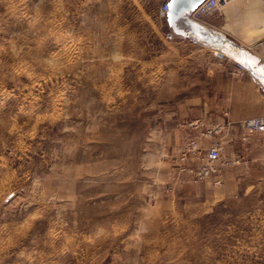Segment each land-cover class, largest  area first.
I'll list each match as a JSON object with an SVG mask.
<instances>
[{"label":"rangeland","instance_id":"374dc122","mask_svg":"<svg viewBox=\"0 0 264 264\" xmlns=\"http://www.w3.org/2000/svg\"><path fill=\"white\" fill-rule=\"evenodd\" d=\"M162 1L0 0V264H264V132L241 127L264 116L263 5L204 16L200 43Z\"/></svg>","mask_w":264,"mask_h":264},{"label":"built area","instance_id":"2783aa9c","mask_svg":"<svg viewBox=\"0 0 264 264\" xmlns=\"http://www.w3.org/2000/svg\"><path fill=\"white\" fill-rule=\"evenodd\" d=\"M229 1L231 0H204L189 14V18L197 23L202 22L204 16L219 10L222 4ZM167 9L168 0H163L159 6L160 16L165 18ZM235 66L237 71H245L250 73L255 79H258V77L247 68L244 61H235ZM241 127L243 130L249 133L264 132V116L248 118L241 123ZM222 152L223 148L220 145H212L208 147L204 155V159L200 161L198 165H196L191 179L199 182L203 179H207V177L212 174H217L220 170V166L224 165V162L220 161Z\"/></svg>","mask_w":264,"mask_h":264},{"label":"water","instance_id":"95a60500","mask_svg":"<svg viewBox=\"0 0 264 264\" xmlns=\"http://www.w3.org/2000/svg\"><path fill=\"white\" fill-rule=\"evenodd\" d=\"M203 1L168 0L165 20L174 33L182 36L195 35L202 40L207 39L204 28L189 18V14Z\"/></svg>","mask_w":264,"mask_h":264},{"label":"crops","instance_id":"0c3cea01","mask_svg":"<svg viewBox=\"0 0 264 264\" xmlns=\"http://www.w3.org/2000/svg\"><path fill=\"white\" fill-rule=\"evenodd\" d=\"M204 21L202 20V23H203ZM205 24V23H204ZM208 26V25H207ZM209 27V26H208ZM210 28V27H209ZM213 29V28H212ZM205 32H206V36H207V41L208 42H217V41H215V39H219V36H217V35H215L214 33H212V32H209V31H206L205 30ZM192 36H194V37H197V36H195V35H192ZM223 37H224V34H223ZM199 38V37H198ZM200 39V38H199ZM201 41H200V43L201 42H203V43H205V41L206 40H202V39H200ZM199 42V41H198ZM212 43V44H213ZM219 44V43H218ZM207 45V44H206ZM210 47H212V46H210ZM214 48V47H213ZM258 58V57H257ZM257 62H260V59L258 58V60H257ZM235 72H231V73H229L228 71H224V84H222V85H224V90L226 89V90H231V89H234V90H237L238 92L240 91V92H243V90L245 89V77H244V75L243 74H241V73H239V72H237L236 70H234ZM251 72H253L254 70H250ZM239 73V74H238ZM247 73V72H246ZM254 73V72H253ZM241 74V75H240ZM251 78H252V80L253 81H255L254 80V78L252 77V75L250 74V73H247ZM255 75V74H254ZM256 76V75H255ZM258 77V79H257V81H259L260 83L262 82V80L261 79H259L260 77L259 76H257ZM256 83V82H255ZM257 86H258V84H257ZM259 87V86H258ZM237 101V100H236ZM225 104V103H224ZM228 104L229 103H227L225 106H224V122H228V121H236V120H239V119H242V117H244V115H243V113H240V112H237L235 109H234V107H233V105L231 106V108L229 109V107H228ZM244 119V118H243Z\"/></svg>","mask_w":264,"mask_h":264},{"label":"bare ground","instance_id":"6f19581e","mask_svg":"<svg viewBox=\"0 0 264 264\" xmlns=\"http://www.w3.org/2000/svg\"><path fill=\"white\" fill-rule=\"evenodd\" d=\"M245 0H231L227 3H224L220 6V8H227L228 6H233V7H238L240 6L241 4L244 3ZM258 2L261 3V6L263 5V9L261 11H259L258 13V17L260 19V23H255L254 26H256V29L259 31V32H263L264 33V0H257ZM256 2H253V3H250V4H247L246 6H248L249 8H252V5H255ZM259 5H255L254 8L258 7ZM238 14V13H237ZM239 16V15H238ZM241 18L244 19V17L241 16ZM242 22V21H241ZM198 23H202V22H198ZM204 23V22H203ZM259 45L263 46L264 48V40H262Z\"/></svg>","mask_w":264,"mask_h":264},{"label":"snow or ice","instance_id":"6c2138e0","mask_svg":"<svg viewBox=\"0 0 264 264\" xmlns=\"http://www.w3.org/2000/svg\"><path fill=\"white\" fill-rule=\"evenodd\" d=\"M171 6V5H170Z\"/></svg>","mask_w":264,"mask_h":264}]
</instances>
